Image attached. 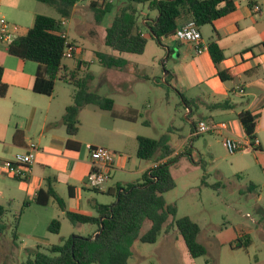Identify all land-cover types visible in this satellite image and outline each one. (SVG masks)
<instances>
[{
  "label": "crops",
  "instance_id": "0c3cea01",
  "mask_svg": "<svg viewBox=\"0 0 264 264\" xmlns=\"http://www.w3.org/2000/svg\"><path fill=\"white\" fill-rule=\"evenodd\" d=\"M232 1L235 7L233 12L215 20L211 25H204L210 28L209 40L206 41L203 37V26L199 28L202 42L206 46L210 41H215L222 50L224 60L220 63L219 69L227 70L232 76L231 80L223 82L219 79L217 68L208 50L196 54L189 44L172 39H163L162 46L155 44L166 54V58L160 63L162 80L171 72L170 82L176 86L174 88L180 103L182 95L195 101L197 107L195 114L200 110L205 112L196 120L193 117L195 114L189 119V111L182 107L185 120L190 124L189 134L187 137L178 136L177 148L169 144L173 152L162 162L189 153L186 149L189 145V138H192V121L225 123L227 125L225 131L208 133L210 135L219 134L222 146L226 138L247 143L248 137L238 116L242 111H249L254 118V136L259 146L257 150L247 149L245 151L249 157V164L242 160L240 151L236 152L239 154L232 159V167L234 172L240 176H247L246 173L252 171V167H256V181H250L249 187L253 184L257 190L258 187L264 188V48L260 45L264 42V0ZM40 4L42 3L34 0H0V19L17 27L16 37L24 36L32 26L35 16L44 15L39 13ZM256 6L258 11H254ZM142 15L143 19L140 21L150 22L156 17V12L144 13L143 11ZM65 21H62L63 24ZM94 22H96L95 19ZM141 30L148 43L151 39L148 37L147 28L143 27ZM64 32L67 37V31L64 30ZM74 45L77 48L75 59L89 62L91 66L92 61L77 56L78 46L75 43ZM8 46V43L0 41V67L3 69L0 85L5 86L6 90L5 95L0 96V205L6 208L7 213L10 209L15 212V217L18 216L17 229L13 235L14 241L21 239L20 249L33 250V247L45 248L53 243L44 233L36 235L21 231L20 222L27 212L38 208L43 209L50 203H55L53 199H50L46 206L35 203L39 190H45L48 183L65 205V211L58 207L60 220L67 219L65 212L86 215L84 213L86 206L91 208L94 203H97L96 197L86 192L92 191L85 185V178L93 168L87 146L104 147L115 155L112 164L102 170L108 176L106 184L98 190L99 192H95L104 196H107L103 192L108 188L116 184L126 185L136 182L155 167L156 163L153 161L140 160L136 157L137 138L145 136L137 134L130 138L128 128L124 131L129 123L138 122V110L128 103L133 98L134 84L141 80L152 81V78L140 77L139 72L144 67L143 63L127 61L125 67L120 69L104 68L99 75L98 85L92 90L112 99L113 107L110 110H102L93 105L82 107L77 117L78 132L70 137L66 133L62 118L66 108L72 104L74 87L70 85L73 87L72 90L61 88L68 91L62 97L54 91L56 83L62 81L55 83L51 95L33 92L32 85L39 65L10 55ZM96 53V51L92 53L93 59L98 62ZM172 56L175 58L173 59ZM170 59L172 65L168 69L167 61ZM185 60L186 63H183ZM183 64L189 68V74L193 79L192 90L178 86V70ZM224 101L230 103L232 109L210 110L213 104ZM68 141L73 144L67 145ZM27 153L33 154L34 158L32 164L25 169L23 177H10L2 169L3 162L12 161L16 155ZM251 164H253L252 167ZM110 180L113 183L107 185ZM257 198L260 199L258 196ZM247 215L249 214L246 213L244 217L246 218ZM247 218L250 219V224H256L250 215ZM60 226L62 227L61 221ZM73 227L79 231L84 229V225ZM89 227L94 232L95 228L90 225ZM245 230L246 232L240 233L237 237L248 236L250 239L251 230ZM47 233L50 234L48 231ZM169 234L170 229L168 233H162L160 237L168 239ZM75 235H81V233ZM251 244L252 241L249 247ZM207 253L210 255L208 249ZM186 254L189 264H196V259ZM253 264H264V259L255 258Z\"/></svg>",
  "mask_w": 264,
  "mask_h": 264
},
{
  "label": "trees",
  "instance_id": "16d2710c",
  "mask_svg": "<svg viewBox=\"0 0 264 264\" xmlns=\"http://www.w3.org/2000/svg\"><path fill=\"white\" fill-rule=\"evenodd\" d=\"M34 1L52 7L59 18L36 15L26 34L17 37L9 44L8 53L20 60L39 65L32 85L33 92L51 95L57 81L66 82L74 87L72 104L66 108L62 118L67 135L73 137L78 132L77 117L82 107L93 105L102 110H110L113 107V100L97 94L90 88L93 76L89 71V62L77 59L75 67L72 68L64 63L66 58L63 54L67 47L74 46L76 49V46L62 36L64 34L62 21L71 17L75 5L80 0ZM102 1L104 3L105 0ZM119 1L114 18L103 36V45L109 51L96 53L99 64L105 69L125 67L127 62L119 57L120 54L141 55L144 53L147 38L142 33L143 27L147 28L148 37L158 46H162L163 39L175 40L174 35L180 27L194 23L199 29L204 25H211L215 20L230 14L235 9L232 0ZM140 6H146L148 11H155L156 17L150 22L139 21L138 7ZM88 8L95 14L97 22H100L112 10L113 5L111 2H105L102 6L97 1L88 0ZM260 45L264 48V42ZM207 50L217 68L219 79L223 82L231 80L232 76L227 70L219 69L224 55L217 43L210 41ZM72 58L75 59V52ZM2 74L3 69L0 67V80ZM170 78H172L171 72L163 78L162 82L157 78H153L152 81L158 86L162 83L169 86ZM5 91V86L0 85L1 97L5 95ZM181 106L189 111V119L197 111L195 101L182 95ZM230 109L232 105L227 101L210 107L212 111ZM238 119L248 139H254L255 123L251 113L242 111ZM192 122L193 128L197 122ZM70 143L73 144L68 141L67 145ZM172 152L167 135L158 139L138 137L136 157L140 160L153 161L156 163L155 167L136 182L126 185L116 184L104 191L103 193L114 198V201L109 205L94 203L92 208L95 210V216L65 212L66 218L72 225H90L95 228L94 232L86 236L73 234L60 240L59 244L45 248L38 246L36 250H28L26 260L20 264H127L132 256L131 248L135 241L154 244L162 233H168L173 227L181 236L190 258H204L209 264L207 249L198 241L200 233L198 225L189 217L174 219L176 206L168 204L164 197L165 193L176 187L171 167L177 157L162 162L170 157ZM250 187L251 190L256 189L253 184H250ZM50 199H53L57 206L65 211L63 200L48 183L45 190H39L35 203L46 206ZM6 213V208L0 205V231L6 229V225L3 224ZM145 221L150 222V227L141 235ZM17 222L18 219L15 220L14 231ZM59 230L60 221L58 220L51 221L47 227V231L52 234H58ZM96 233L98 237L93 239ZM250 243L248 236H241L237 237L230 246L232 249H246Z\"/></svg>",
  "mask_w": 264,
  "mask_h": 264
},
{
  "label": "rangeland",
  "instance_id": "374dc122",
  "mask_svg": "<svg viewBox=\"0 0 264 264\" xmlns=\"http://www.w3.org/2000/svg\"><path fill=\"white\" fill-rule=\"evenodd\" d=\"M98 4L105 5L111 2L112 10L107 13L101 22L97 23L95 14L88 8V0H80L73 9V13L62 26L67 31L68 41L77 44V56L92 61L90 73L93 79L90 88L98 85V78L102 68L97 60L93 59V52H108L104 47L103 35L114 18L120 1L119 0H94ZM39 6V5H38ZM139 21L143 19L144 13H148L146 7L140 6ZM39 13L49 17L59 18L52 7L40 4ZM93 19V20H92ZM94 19L96 22H94ZM203 37L207 41L211 37L208 26L202 27ZM76 52L74 46H71ZM84 49V50H83ZM119 57L131 63H143L144 67L139 72L140 77L157 78L162 82L161 62L166 58L165 52L158 48L155 43L148 40L145 52L142 55L120 54ZM174 59L175 57L172 56ZM77 59H64V63L70 68L75 67ZM171 59L167 61V68H171ZM186 63V60L183 62ZM178 86H193V79L189 74V68L183 64L178 70ZM165 72H163L164 74ZM102 85V84H100ZM133 87V98L128 103L138 110V122L129 123L128 137L140 134L151 139H158L163 135L168 136V143L177 148L178 136L187 137L190 124L185 120L184 110L181 106L176 86L165 83L160 86L152 81L141 80ZM175 86V88H174ZM73 87L66 83L57 82L55 94L62 97L68 91L61 88ZM192 90V89H191ZM190 90V91H191ZM190 93V92H189ZM70 101V99H69ZM205 112L200 110L193 117L198 119ZM186 150L189 153L181 154L171 169L176 187L165 193L164 197L168 204L176 206L174 219L189 217L199 229L198 241L205 245L210 251L207 258L209 264H253L255 258L264 259V188L258 187L252 191L249 182L256 181L257 170L247 172V176H240L234 172L232 159L239 153L229 154L221 143L219 134H206L195 138H189ZM247 149L241 150L242 160L249 164V157L245 154ZM254 169V170H253ZM112 180L107 185H111ZM87 194L96 197L98 204L109 205L114 198L101 195L93 191ZM260 197V199L257 198ZM84 199V198H83ZM85 201V200H83ZM15 209V208H14ZM17 209V208H16ZM45 210V211H44ZM86 215L95 216V210L86 206ZM248 213L256 224H250V219L244 215ZM15 212L10 211L3 218L6 225L4 231H0V264H20L27 258V250H22L21 239L14 241ZM58 206L50 203L43 209H33L24 216L20 222L21 231L49 237L53 244H59L60 240L68 238L70 233H81L82 236L89 235L93 229L84 225V229L73 227L68 219L60 220ZM53 220L62 222L58 235L47 233V227ZM171 222V220H169ZM150 227V222L145 221L141 229V235ZM17 229V227H16ZM251 230L250 240L252 244L246 250L234 251L230 244L240 233ZM74 231V232H73ZM92 231V232H91ZM33 250L36 248L33 247ZM42 250V249H40ZM132 256L128 264H189L187 250L177 230L170 229L168 239L160 237L154 244H143L136 241L131 248ZM196 264H206L204 258L195 260Z\"/></svg>",
  "mask_w": 264,
  "mask_h": 264
},
{
  "label": "built area",
  "instance_id": "2783aa9c",
  "mask_svg": "<svg viewBox=\"0 0 264 264\" xmlns=\"http://www.w3.org/2000/svg\"><path fill=\"white\" fill-rule=\"evenodd\" d=\"M258 7H254V11H258ZM17 27L9 24L8 22L0 19V41L10 44L17 37L15 32ZM63 37L64 34L62 35ZM174 39L178 42L189 44L193 47L196 54H201L207 51V46L202 42V37L199 29L194 23H189L177 29ZM74 49L67 47L63 57L71 59ZM227 125L225 123H209L205 121H198L191 132V137H199L208 133H219L225 131ZM259 142L256 138L249 140L247 143L235 141L229 138L223 140V147L229 154H234L244 149L257 150ZM89 158L92 162V169L88 172L85 178V185L91 190H100L104 187L108 180V176L102 170L112 164L114 154L104 147L87 146ZM33 154L27 153L16 155L12 161H6L2 164V169L10 177H23L30 164L33 162ZM249 217V215H247Z\"/></svg>",
  "mask_w": 264,
  "mask_h": 264
},
{
  "label": "water",
  "instance_id": "95a60500",
  "mask_svg": "<svg viewBox=\"0 0 264 264\" xmlns=\"http://www.w3.org/2000/svg\"><path fill=\"white\" fill-rule=\"evenodd\" d=\"M98 237V233H96L94 236H93V239H96Z\"/></svg>",
  "mask_w": 264,
  "mask_h": 264
}]
</instances>
